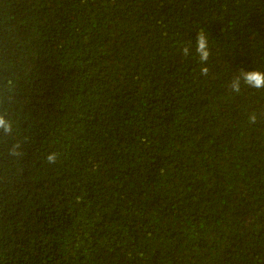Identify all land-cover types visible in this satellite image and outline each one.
<instances>
[{
	"label": "trees",
	"instance_id": "16d2710c",
	"mask_svg": "<svg viewBox=\"0 0 264 264\" xmlns=\"http://www.w3.org/2000/svg\"><path fill=\"white\" fill-rule=\"evenodd\" d=\"M241 70L264 71V0H0V264H264Z\"/></svg>",
	"mask_w": 264,
	"mask_h": 264
},
{
	"label": "clouds",
	"instance_id": "9594fccd",
	"mask_svg": "<svg viewBox=\"0 0 264 264\" xmlns=\"http://www.w3.org/2000/svg\"><path fill=\"white\" fill-rule=\"evenodd\" d=\"M181 52L183 55L187 56L190 52V48L185 46L181 48ZM196 53L199 56V61L201 64L200 67V73L202 75H207L208 74V67L205 65L204 62L208 61L209 56H210V51H209V45H208V37L204 33L203 30H201L196 37ZM241 76L243 78V81L245 84H247L250 87L256 88V89H262L264 88V71L261 70H248L244 71L241 70ZM240 80L241 77H236L230 87L233 92H239L240 91ZM256 119L255 114H251L249 116V121L251 123H254ZM0 129H2L4 132H11L12 131V124L10 121L6 120L5 116L0 114ZM15 147L11 150L13 154L15 153ZM58 154L56 152H51L47 156V161L49 163L54 164L57 160Z\"/></svg>",
	"mask_w": 264,
	"mask_h": 264
}]
</instances>
